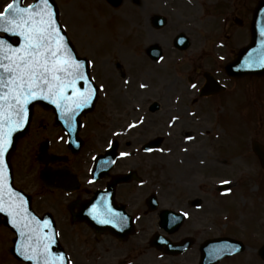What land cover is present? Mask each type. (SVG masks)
Instances as JSON below:
<instances>
[{
    "label": "flooded vegetation",
    "instance_id": "flooded-vegetation-1",
    "mask_svg": "<svg viewBox=\"0 0 264 264\" xmlns=\"http://www.w3.org/2000/svg\"><path fill=\"white\" fill-rule=\"evenodd\" d=\"M226 1L130 0V3H126L122 0L117 8L111 7L109 18L116 15L120 20L119 27L125 31H141L139 64L141 72L143 68H148L142 75L138 74L142 79L136 75L130 61L131 51L118 43L117 49L111 51L108 41L105 51L109 55L101 59L98 49L100 40L90 42L84 39L85 29L76 31L80 55L95 62L90 66V75L98 92L93 111L82 118L75 133L76 140L70 143L69 135L74 128L69 126L63 129L55 123L54 114L50 110H43L44 114L34 119L31 132L43 128L44 134L34 141L32 153L27 159L29 163L25 159L22 165L15 164V176L13 174L18 188L38 193V188L42 187L38 179L41 166L36 163L35 155L40 142L45 141L48 153L61 159L58 162L48 161V167H67L76 175L78 188L74 191L68 193L53 190L48 193L49 200L55 202L61 210L57 214L61 241L72 264H198L195 257L197 253L200 254L206 240L230 234L238 237L228 231L226 223H221V214L228 217V199L220 197L218 193L226 192L223 185L216 183L212 186L210 183V188L205 189L202 187L205 184L203 182L194 185L178 183V186L166 189L163 178L159 176L161 170L151 172L154 166L149 161L155 159L153 153L159 147L151 152L142 150L146 142L160 136L161 126L164 125L161 123L160 113L164 108L171 113L196 109L190 123H202L190 132L191 136H196L191 157L198 159L190 172L199 171L204 180L205 177L213 178L210 174L213 170L220 175L225 162L222 158L252 154L248 144L250 141L256 140L264 145V138H261L264 134H259V130L256 131L258 135L255 138L251 136L248 139H244L240 131L237 135L221 139L204 132L211 122L227 129L228 124L240 123L246 108L256 112L264 109V77L254 79L260 80L257 86H253V79L249 78L250 85L245 86V77L230 78L227 75V64L243 45L237 42L243 34L240 30L247 26L250 7L247 10L244 8L245 0L233 1L232 11L222 15L219 8L226 7ZM213 7H216L215 13ZM219 20L222 21V30L228 29L229 32L215 39L211 30L213 22L218 26ZM74 32L73 29L72 33ZM178 32L188 37L185 49L174 45V35ZM154 47L160 50L161 55L154 53ZM111 59L117 61V64L119 61L126 63L121 62L117 65L120 69L115 71L111 66ZM206 73L212 75L218 84L206 87L208 95L201 96L200 87ZM124 78L126 81L137 79L135 83L139 90L130 94L133 83L122 82ZM183 80L186 81V86L182 85ZM192 81L195 88L188 86ZM124 101L130 104L123 114H127V123L119 125L116 114L121 118L122 113L118 104ZM130 111L135 115L129 114ZM150 114H157L158 117V124L149 131L151 134L142 130L148 126L152 118V115L149 117ZM259 121L262 125L263 120ZM132 122H135V127L130 128L129 124ZM156 128L159 130H155ZM112 144L117 148L118 154L110 168H106L107 161L111 160V153L107 151ZM121 152L128 155L121 156ZM209 156L216 157L215 162ZM99 157L104 158L103 167L108 170L107 175H100L92 180L91 169L94 160ZM255 159L257 160L256 156ZM127 173H133L132 179L117 184L115 189V200L124 205L133 223V231H128L126 237L119 238L105 232L96 236L86 223L69 222V202L86 200L95 190L104 189L112 176ZM178 187H182L181 190ZM151 195H155V200H150ZM153 203L155 206L150 208ZM165 211L182 216H178L177 223L175 216L164 220ZM78 226L84 230V234L78 233ZM74 227L76 230L72 232ZM163 237L177 245L186 243L187 248L175 256L166 255L162 249L165 247Z\"/></svg>",
    "mask_w": 264,
    "mask_h": 264
},
{
    "label": "snow or ice",
    "instance_id": "snow-or-ice-1",
    "mask_svg": "<svg viewBox=\"0 0 264 264\" xmlns=\"http://www.w3.org/2000/svg\"><path fill=\"white\" fill-rule=\"evenodd\" d=\"M0 33L19 38L10 42L0 35V213L7 214L12 227L28 230L27 234L21 231V235H27L32 243L18 249L24 260L32 264H72L65 254L52 251V245L57 243L55 237L59 234L45 231L49 228V221L45 220L41 225L24 206L20 193L8 184L9 165L5 154L12 144L13 132L23 129L29 118L30 103L38 99L47 100L71 120L73 112L91 103L97 89L91 86L85 61L75 56L66 40L54 0H36L26 7L20 0H11L0 11ZM261 61L264 62V56ZM91 63L88 61L87 65ZM81 82L86 87L81 86ZM129 127H135V124H129ZM186 138L192 139L190 136ZM120 155L128 153L121 152ZM222 183L230 184V181ZM230 191L227 189L225 194ZM103 215L107 218L99 220L100 223H126L127 218L114 212L110 205L105 206ZM237 250L238 246L232 249ZM223 251L215 250L213 255H220Z\"/></svg>",
    "mask_w": 264,
    "mask_h": 264
},
{
    "label": "rangeland",
    "instance_id": "rangeland-1",
    "mask_svg": "<svg viewBox=\"0 0 264 264\" xmlns=\"http://www.w3.org/2000/svg\"><path fill=\"white\" fill-rule=\"evenodd\" d=\"M5 1L6 0H0V11L3 9V5L5 4ZM55 1L59 7L60 19L63 24L68 25L72 29L75 27L76 30L78 29L83 30L87 28L86 25L89 23L88 20L90 19V14H92V16L94 17V20L96 21L94 24V29L104 34V37L111 44V51L112 50L115 51L117 49L116 44L118 43L122 48L128 51H131L132 53L135 49L138 52H140V48L138 47L137 41H141V31L137 30V38H136L137 41L134 42L133 36L129 35L127 31L123 30L121 27L118 26V24L120 23V20L116 15L106 20L104 15H107L109 13V10L106 8H102V6L105 7V5L103 4L105 3L104 0H55ZM233 1L238 2L239 0H227L226 3H228V5L226 7L219 8L220 10H222L221 11L222 15L232 11L231 8L233 6L232 5ZM256 1L257 0H245L244 8L247 10V8L253 7ZM93 2L95 4L92 5ZM125 2L130 3V0H125ZM100 3H102V6ZM94 6H97L98 8L101 7V10H100L101 14L99 15L98 18H97L98 9L95 10L97 13L96 14L93 11ZM80 11L86 14V18L82 19V14ZM90 11L93 13H91ZM213 25L214 27L212 28L211 33H213L214 38H216L217 36L222 34V31L219 29L221 26V23H219L218 29H216L217 26L215 25V21L213 22ZM96 33L98 32H95V34ZM245 33L243 34L244 37L246 36ZM84 36H85L84 39H86L89 36H92V34L89 35L88 33H86V35L84 34ZM244 37L242 36L237 43L240 45L245 44L246 39ZM240 41H243V42L240 43ZM107 44L108 42L105 40L100 41L98 43L99 45L98 49L101 52L100 56L102 54L101 59L106 58L109 55V52L105 51L107 49ZM121 62L122 61H119L117 64V61L115 60L111 59L110 61L111 66L113 67L115 71H118L120 69L117 67V65H120ZM124 63L126 62L125 61L122 62V64ZM132 64L134 68L138 70V68L136 67L137 64H135L134 62H132ZM146 70H148L147 67L143 68V72H145ZM136 80H134V83L131 85V89L129 91L130 94L135 93L136 91L139 90V88L137 87L135 83ZM248 85L250 84L248 83V81H246L245 86H248ZM129 106L130 104L126 101L118 104L119 111L122 113V115L120 116L121 118H119V115L116 114V118H118L116 119V122L119 125H124L125 123H127V120H126L127 114L126 115H123V114L127 112V109ZM128 113L129 114L133 113L135 115L133 111H130ZM182 113H181L182 115H188L186 112H182ZM171 114L172 113L170 112V110H166L164 108L160 113V116L162 118L161 123H166ZM151 115L152 114H150L149 117ZM151 117L152 118L149 120L148 126L146 128H142V130L149 132L154 125L158 124V122L156 123V121H158L157 114H155V116L152 115ZM90 118H92L91 115H90ZM184 118H187V116H184ZM251 120H257V117L255 114H253ZM211 123L208 126L212 125ZM244 125H245L244 126L245 129L246 127L248 128V130H245V132L241 128H239V131L243 134L242 137H245L244 139H248V137L250 136L254 137L255 135H258L257 132H254L255 125L253 124V122L247 121V125L246 123ZM173 127L174 128L172 129V131L175 130L176 132L177 131L181 132L185 129H188L187 127H189V125L187 124L186 121L181 120L179 121V123L175 124ZM212 128H213V131H212L213 133L214 131H216L215 129L216 126L213 125ZM161 129L163 131V125L161 126ZM155 130H159V128H156ZM141 133L142 131L140 132V134ZM41 134H44L43 128H41L40 130H37L34 133L31 132L30 135H28L23 140L21 145L24 148L26 155L24 154V150L23 149L21 150L20 147L15 153V157H17V162L19 164L21 162L23 164L25 159L26 161H28L27 159L29 158L32 147L34 146V141H37L39 139V135ZM140 134L138 136H140ZM193 146L194 145H192V147ZM192 147L190 151H192ZM16 154H19V155L16 156ZM174 154L175 152L171 153L168 156H160V158L159 156L154 155L153 157L155 159L149 160L150 163H152L154 166L151 172L154 170H161V172L159 173V176L163 178L162 181L166 184L167 186L166 189L172 188V186H178V183H183V184L192 183L194 185V184H200L202 182L205 183L204 186L202 187L205 189H209L210 183H212V186H214L216 185L215 182L221 181V179L223 180L226 178L230 182H236L238 181L239 178H242L240 180V184L237 186V188L234 189V193L227 197L229 201L228 203L229 210H230V213L232 214L231 219L236 222L237 221L244 222V226L247 229L246 231H243V232L238 231L239 235H245L247 234V231L254 233V234L250 236L246 235L245 237L247 239L246 242H250L251 245H250V248H247L246 252L243 253V255L240 254L238 256L241 258L237 259V256H234L229 259L232 261L231 264H264V260H262L256 253L259 247V244H261L264 240V227L260 226V224H263L264 226V172L261 171V168H259L256 162V159L252 156V154L246 153L244 156L239 157L237 160L236 158L228 160V165L230 166L223 167L222 168L223 173H220L219 176L215 173V170H213V172L211 171L210 174H212L213 178H210L208 180H206V177L204 180L203 174H201L199 171H195L194 173L190 172L191 171L189 168L190 161L180 162L179 161L180 158L178 157V155L177 157H175ZM184 155L186 159H193L195 163H197L198 159L192 158L191 152L188 154H184ZM209 158L211 159L212 157L209 156ZM212 160L214 159L212 158ZM14 161L16 164V160ZM178 188H180L178 190H181L182 187H178ZM167 191L169 192V190ZM168 192H166V194H169ZM169 197L170 196L168 195V198ZM212 199L214 202H217L216 200H214V196ZM35 208L39 212H43L46 209L51 210L54 212V214L56 213V215L61 212V210L59 209L58 205L55 204V202H52L49 199L45 200V198L39 199L35 203ZM77 229H78V233L84 234V230H82L79 226L77 227ZM75 230H76V227H74L71 231L74 232ZM12 237L13 235L7 228L5 227L0 228V264H23L17 261L16 259L12 258L11 254L9 253V248L11 246ZM192 255L195 256V254H192ZM198 257H199V254L197 253L195 259H198ZM190 259H194V258L190 257ZM189 261L192 262L195 260H189ZM221 264H226V263L223 262Z\"/></svg>",
    "mask_w": 264,
    "mask_h": 264
},
{
    "label": "water",
    "instance_id": "water-1",
    "mask_svg": "<svg viewBox=\"0 0 264 264\" xmlns=\"http://www.w3.org/2000/svg\"><path fill=\"white\" fill-rule=\"evenodd\" d=\"M111 1L113 2L116 0H111ZM117 1H120V0H117ZM251 33H252V39H251L250 45L247 46L244 50H242L240 52V55L237 58L235 64L239 62V64L241 65V68H240L241 72L244 74H256V75L264 74V62L261 61V57L264 56V0H261L254 10ZM43 102H45V100ZM32 104H33V102L28 106L29 113H30V108L32 107ZM43 104L45 105V103H43ZM90 108L91 107L87 105L84 108L79 109L78 112L85 113ZM23 130L25 131V129H20L18 131L13 132L12 144L15 141V139L19 135H21ZM12 144L10 147H12ZM10 147H9V150L11 149ZM7 153H9V152H7ZM7 153L5 154V160H7V157H8ZM262 161H263V159H262ZM42 174H44V172ZM8 181H9V179H8ZM8 184H9V182H8ZM4 199H5V202L7 204L8 203L7 192H5V194H4ZM24 206L26 208H28V210H29V206H28L27 202H25ZM85 207H87V208L91 207V202L87 205L86 204L82 205V208H85ZM29 213H30V215L34 216L31 211H29ZM1 215H4L3 222L6 225H8L12 231H14L16 233V238L13 240L14 246L12 247V250H11L12 253L14 254L15 257L24 260L23 257L19 254L18 249H20L21 245H27V244L32 243V241L27 239V235H21V231H23L27 234L28 230L26 228H21L20 230H17L16 228L12 227L11 224L8 223L9 217L7 216L6 213H0V217H1ZM88 219L91 220L90 222L93 221V222L97 223L96 221H99L102 218H100V219L92 218L91 219L88 217ZM37 220H39V219H37ZM94 220H96V221H94ZM39 221L42 225L43 221H45V220H43V221L39 220ZM21 223H23V221H21ZM45 231H47L49 234H51L49 231L52 232L53 230L51 228H49V231H48V229H45ZM224 241H226V240H224V239L223 240L219 239V241L218 240H212L207 244L206 247L204 246L201 264H213V263L217 262L219 259H221L222 257L228 255L232 250H231V248L226 247V242H224ZM218 249L224 250L223 253L220 255L214 256L213 255L214 251L218 250ZM52 251L54 253H59V247L57 246L56 243L54 245H52ZM259 254L264 259V245L260 249ZM25 261H27L29 264H32L31 261H28V260H25Z\"/></svg>",
    "mask_w": 264,
    "mask_h": 264
}]
</instances>
